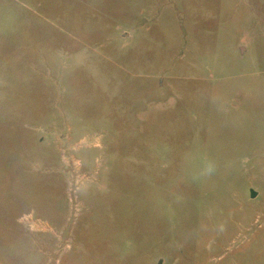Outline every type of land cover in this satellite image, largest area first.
I'll list each match as a JSON object with an SVG mask.
<instances>
[{
	"label": "rangeland",
	"instance_id": "374dc122",
	"mask_svg": "<svg viewBox=\"0 0 264 264\" xmlns=\"http://www.w3.org/2000/svg\"><path fill=\"white\" fill-rule=\"evenodd\" d=\"M0 264H264V0H0Z\"/></svg>",
	"mask_w": 264,
	"mask_h": 264
},
{
	"label": "clouds",
	"instance_id": "9594fccd",
	"mask_svg": "<svg viewBox=\"0 0 264 264\" xmlns=\"http://www.w3.org/2000/svg\"><path fill=\"white\" fill-rule=\"evenodd\" d=\"M218 165L215 160L205 156L202 161V166L199 171V176L208 177L216 173Z\"/></svg>",
	"mask_w": 264,
	"mask_h": 264
},
{
	"label": "water",
	"instance_id": "95a60500",
	"mask_svg": "<svg viewBox=\"0 0 264 264\" xmlns=\"http://www.w3.org/2000/svg\"><path fill=\"white\" fill-rule=\"evenodd\" d=\"M257 196V193H255L254 191H252V197L255 198Z\"/></svg>",
	"mask_w": 264,
	"mask_h": 264
}]
</instances>
